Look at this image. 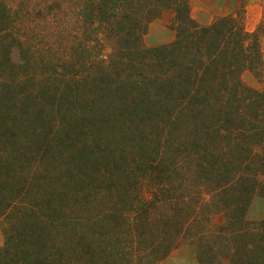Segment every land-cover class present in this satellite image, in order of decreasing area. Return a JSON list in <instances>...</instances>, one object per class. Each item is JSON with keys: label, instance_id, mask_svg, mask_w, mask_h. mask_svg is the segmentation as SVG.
Returning a JSON list of instances; mask_svg holds the SVG:
<instances>
[{"label": "trees", "instance_id": "obj_1", "mask_svg": "<svg viewBox=\"0 0 264 264\" xmlns=\"http://www.w3.org/2000/svg\"><path fill=\"white\" fill-rule=\"evenodd\" d=\"M63 3L0 0V264H160L182 241L199 264H264L245 6L201 25L188 0H76L75 35ZM164 12L174 40L146 47Z\"/></svg>", "mask_w": 264, "mask_h": 264}, {"label": "crops", "instance_id": "obj_2", "mask_svg": "<svg viewBox=\"0 0 264 264\" xmlns=\"http://www.w3.org/2000/svg\"><path fill=\"white\" fill-rule=\"evenodd\" d=\"M188 1L192 17L201 25L210 24L216 17L227 15L238 6L237 0ZM254 10L258 11V8L255 7ZM256 14L258 13L256 12ZM172 19L173 15L171 13L164 12L160 18L153 20L148 26V32L144 38V45L146 47H155L171 43L175 38V32L170 28ZM256 86L257 84L253 83L251 87L257 88ZM246 218L249 221L264 220L263 197L256 196L253 198L248 208ZM160 264H199L196 260V246L189 242L186 244L180 243Z\"/></svg>", "mask_w": 264, "mask_h": 264}, {"label": "rangeland", "instance_id": "obj_3", "mask_svg": "<svg viewBox=\"0 0 264 264\" xmlns=\"http://www.w3.org/2000/svg\"><path fill=\"white\" fill-rule=\"evenodd\" d=\"M62 1L64 2L63 6L65 9L63 10L64 21L68 22L69 25L72 26V29L75 30V35H76V8L74 9L76 0H62ZM237 1H238V6L235 10L239 9L242 6V4L245 6L244 7V12H245L244 18H245V24H246L247 29L250 31L258 29L259 31L263 32L261 43H262V52L264 54V0H237ZM255 7L258 8V11L254 10ZM255 11L258 14H256ZM66 40L67 39H64V43L65 44L68 43V46L76 45V39H70L68 41ZM106 53H109L108 48H106ZM13 57L14 59H17L18 52H14ZM242 79L244 83L247 84L248 86H252L253 83H255L257 84L256 86L257 88L263 87V83L260 82L259 79H257L252 73L248 71L243 74ZM1 243H2V236L0 233V244ZM182 243L186 244L187 242L182 241L181 244Z\"/></svg>", "mask_w": 264, "mask_h": 264}]
</instances>
